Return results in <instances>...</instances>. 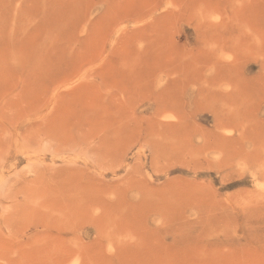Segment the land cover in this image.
Wrapping results in <instances>:
<instances>
[{"label":"rangeland","instance_id":"obj_1","mask_svg":"<svg viewBox=\"0 0 264 264\" xmlns=\"http://www.w3.org/2000/svg\"><path fill=\"white\" fill-rule=\"evenodd\" d=\"M0 264H264V0H0Z\"/></svg>","mask_w":264,"mask_h":264}]
</instances>
